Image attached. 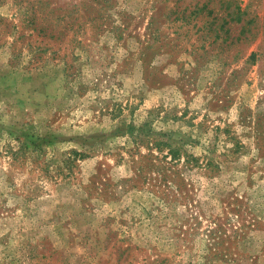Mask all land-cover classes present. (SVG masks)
<instances>
[{
	"label": "rangeland",
	"instance_id": "374dc122",
	"mask_svg": "<svg viewBox=\"0 0 264 264\" xmlns=\"http://www.w3.org/2000/svg\"><path fill=\"white\" fill-rule=\"evenodd\" d=\"M0 264H264V0H0Z\"/></svg>",
	"mask_w": 264,
	"mask_h": 264
},
{
	"label": "trees",
	"instance_id": "16d2710c",
	"mask_svg": "<svg viewBox=\"0 0 264 264\" xmlns=\"http://www.w3.org/2000/svg\"><path fill=\"white\" fill-rule=\"evenodd\" d=\"M217 229H214L215 231H213V233L214 232H217V233H221V234H225V229H224V227H221V226H219V227H216ZM228 238V237H227ZM230 239H231V237H230ZM225 241H227L225 238H224V236H217L216 238H215V244H213V245H219V244H222V243H224ZM212 256H216L214 253L213 254H211L209 257H207L206 258V260L207 261H209V259L212 257ZM223 256H227V255H223Z\"/></svg>",
	"mask_w": 264,
	"mask_h": 264
}]
</instances>
